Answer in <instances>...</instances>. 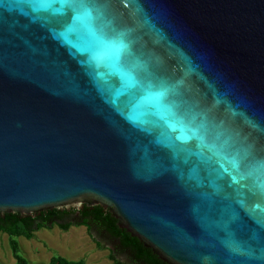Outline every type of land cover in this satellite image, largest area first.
<instances>
[{
	"label": "water",
	"instance_id": "obj_1",
	"mask_svg": "<svg viewBox=\"0 0 264 264\" xmlns=\"http://www.w3.org/2000/svg\"><path fill=\"white\" fill-rule=\"evenodd\" d=\"M84 205L264 264V0H0V217Z\"/></svg>",
	"mask_w": 264,
	"mask_h": 264
},
{
	"label": "rangeland",
	"instance_id": "obj_2",
	"mask_svg": "<svg viewBox=\"0 0 264 264\" xmlns=\"http://www.w3.org/2000/svg\"><path fill=\"white\" fill-rule=\"evenodd\" d=\"M67 230L48 225L34 232V238H16L18 254L27 264H48L52 256L84 264H133L130 256L98 228L87 230L75 221ZM110 257L114 260H111ZM0 264H16L9 248L8 236L0 233Z\"/></svg>",
	"mask_w": 264,
	"mask_h": 264
},
{
	"label": "trees",
	"instance_id": "obj_3",
	"mask_svg": "<svg viewBox=\"0 0 264 264\" xmlns=\"http://www.w3.org/2000/svg\"><path fill=\"white\" fill-rule=\"evenodd\" d=\"M73 221L87 230L98 228L105 232L117 243L118 248L130 256L133 264H166L159 260L150 249L144 248L136 238L118 228L116 219L100 206L87 207L84 205L81 209L47 210L27 217L5 214L3 218L0 217V233L8 236L9 248L16 264H27L26 260L18 254L16 238L24 237L31 240L34 238V232L43 228L47 229L48 225L67 230L70 224L74 223ZM110 259L113 260L111 257ZM48 264H84V262L82 260L67 261L62 257L52 256ZM115 264L118 263L115 262Z\"/></svg>",
	"mask_w": 264,
	"mask_h": 264
},
{
	"label": "flooded vegetation",
	"instance_id": "obj_4",
	"mask_svg": "<svg viewBox=\"0 0 264 264\" xmlns=\"http://www.w3.org/2000/svg\"><path fill=\"white\" fill-rule=\"evenodd\" d=\"M78 216V214H76ZM77 218V217H76ZM105 233V232H104Z\"/></svg>",
	"mask_w": 264,
	"mask_h": 264
}]
</instances>
